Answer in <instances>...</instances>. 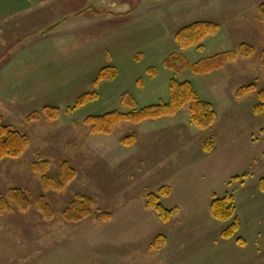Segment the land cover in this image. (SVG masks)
I'll return each instance as SVG.
<instances>
[{"label":"rangeland","instance_id":"374dc122","mask_svg":"<svg viewBox=\"0 0 264 264\" xmlns=\"http://www.w3.org/2000/svg\"><path fill=\"white\" fill-rule=\"evenodd\" d=\"M263 1L60 0L52 17L45 12L31 15L27 19L30 25L19 20L0 26V64L38 31L61 42L64 49L73 48L67 54L75 55L77 62L71 63L66 78L61 74L60 82H54L57 75L53 74L49 85L44 81L43 91L34 100L9 101L0 95L3 122L30 141L19 158L0 160V193L20 188L31 196L27 212L12 207L0 213V264H160L146 242L97 248L80 245L77 239L82 240L95 218L90 215L79 222H66L61 212L77 193L93 199L94 212L111 213L138 200L144 192H157L176 168L206 154L205 143L218 148L231 139L260 133L257 143L264 146V112L253 113L259 103L256 94L264 88V66L260 64L264 21L258 17ZM197 20L217 23V32L203 40L202 52L194 47L179 51L173 34ZM35 21L41 26L38 29ZM241 43L253 47L249 57L237 58L205 75L185 71L179 76L189 80L197 96L213 106L216 120L210 128L197 129L189 123L187 104L172 116L139 123L122 121L109 135L90 134L83 123L88 115L127 111L120 102L123 93L131 94L138 107L167 101L172 73L161 63L171 53L181 52L193 63L234 50ZM106 66L116 69V77L96 87L97 74ZM150 67L155 68V74L147 71ZM248 84H254L256 91L236 98L237 88ZM94 92L95 98L85 97ZM44 106L57 108L58 116L46 120L41 115L38 121H27L30 113ZM131 136L132 143L124 145L122 140ZM39 159L48 162L49 177L58 178L63 161L76 175L63 191L46 190L39 173L31 170V164ZM39 196H44L54 211L50 221L36 210ZM256 264H264V258Z\"/></svg>","mask_w":264,"mask_h":264},{"label":"crops","instance_id":"0c3cea01","mask_svg":"<svg viewBox=\"0 0 264 264\" xmlns=\"http://www.w3.org/2000/svg\"><path fill=\"white\" fill-rule=\"evenodd\" d=\"M59 1L0 0V26L19 20L30 25L31 15H55ZM33 25L41 27L36 21ZM48 36L39 31L30 34L0 64L2 98L34 100L43 91V82L50 84L52 74L57 75L55 83L61 81V74L69 75L71 63H77L75 55L67 54L73 48L64 49ZM259 136L231 139L190 165L176 168L165 182L169 194L161 197L162 205L172 210L168 223L145 207L144 196L155 191L151 190L115 209L109 220L93 223L82 240L78 237L79 244L89 248L149 244L163 233L165 245L153 250L160 264H256L264 258V191L259 187L264 178V146L257 143ZM234 177L239 179L232 181ZM226 192L234 195L239 228L234 237L222 239L220 230L225 223L211 216L209 206L214 196Z\"/></svg>","mask_w":264,"mask_h":264},{"label":"trees","instance_id":"16d2710c","mask_svg":"<svg viewBox=\"0 0 264 264\" xmlns=\"http://www.w3.org/2000/svg\"><path fill=\"white\" fill-rule=\"evenodd\" d=\"M258 17L264 21V1L258 6ZM219 25L213 21L197 20L187 23L178 28L173 34V39L179 51L194 47L197 51H203V40L208 36L214 35ZM254 49L247 43H241L234 50H227L216 53L209 57L201 58L190 63L181 52H173L163 59L161 65L172 73L168 84V99L156 104L138 107L136 100L129 93H123L120 97L121 104L128 108L127 111L111 110L102 114L88 115L83 119V123L88 127L90 134H111L117 125L122 121L139 123L147 119H157L164 116H172L185 104L188 105V120L197 129L210 128L216 120V112L211 103L200 99L192 83L187 79H180L179 76L190 71L195 75H205L214 70L222 68L226 63L232 62L237 58H246L253 53ZM260 64L264 66V53L261 55ZM150 74H155V68L147 70ZM116 77L114 67H103L99 70L94 85L98 87L101 81H111ZM140 83L141 80L139 79ZM256 91L254 84L242 85L235 92L236 98L250 96ZM97 96L88 93L85 97L93 99ZM259 101L253 107L254 114L264 112V88L256 94ZM59 111L52 106H44L40 111H34L27 116V121H38L41 115L46 120L57 117ZM133 137H126L122 140L124 145H130ZM29 138L20 133L14 126L3 122L0 115V160L19 158L29 145ZM204 151L209 152L211 145H204ZM48 162L39 159L31 164V170L39 173L40 182L44 189L61 192L76 175V170L66 161L60 164L59 176L57 179L46 175ZM239 177L232 178V181ZM259 187L264 191V178L259 181ZM169 194L166 185L160 187L157 192H149L144 196V205L152 210L162 223H168L172 217V210L165 208L161 203V197ZM94 201L85 194L77 193L61 212V218L66 222H79L93 215L96 221H107L111 218L108 211H93ZM15 207L19 212H27L31 207V196L28 191L20 188H10L5 194L0 193V213L12 210ZM36 210L42 217L50 221L54 217V211L44 196H39L35 202ZM211 216L219 222L225 223L220 230L222 239L232 238L236 235L239 228V220L235 211V200L232 192H226L222 196H214L209 206ZM239 244L243 241L236 239ZM166 242L163 233L155 235L149 243L150 248L160 250Z\"/></svg>","mask_w":264,"mask_h":264}]
</instances>
